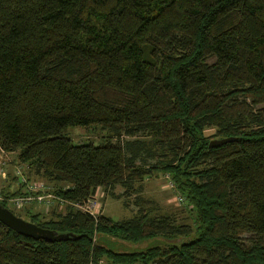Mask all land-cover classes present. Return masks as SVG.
Instances as JSON below:
<instances>
[{"label":"trees","instance_id":"trees-1","mask_svg":"<svg viewBox=\"0 0 264 264\" xmlns=\"http://www.w3.org/2000/svg\"><path fill=\"white\" fill-rule=\"evenodd\" d=\"M72 126L105 136L73 142ZM0 151L65 202L48 219L29 203L28 221L80 235L0 221V264H264V0H0ZM157 173L189 222L142 195ZM98 189L136 210L73 206Z\"/></svg>","mask_w":264,"mask_h":264},{"label":"rangeland","instance_id":"rangeland-1","mask_svg":"<svg viewBox=\"0 0 264 264\" xmlns=\"http://www.w3.org/2000/svg\"><path fill=\"white\" fill-rule=\"evenodd\" d=\"M212 132V129H206L204 134L210 135ZM67 133L73 142L92 141L95 143L105 136L98 127L93 129V126H72L68 128ZM0 168V191L9 194L15 191L18 187H21L22 191H26L25 183L20 186L21 180H26L29 183L41 181L45 183L46 191H50L51 189V183L47 180L39 178L34 174L29 175L27 165L18 161L17 152L0 151ZM142 185L144 187L142 195L145 198L157 202L163 212L175 215L179 220L189 222L187 212L185 211L186 201L179 193L168 188L167 179L164 174L157 173L154 176L145 179ZM121 191L122 189L120 187L115 189L116 193ZM1 194L2 192H0V197H2ZM105 194L106 193L102 189L97 190L95 200L98 204V208L93 211L94 215L100 213L117 220L131 216V213L136 210V207L132 203V200L134 199L133 196L129 199V205L124 206L122 199H115ZM76 204L78 203H74L73 205L75 208L82 209ZM26 205L24 204L15 207L8 202L9 209H12L16 214L28 220V217L25 216L23 212ZM29 205L34 206L35 211L39 210L42 219H48L51 210H55L57 213H64L65 211V202H53L48 209L45 208L46 206L35 205L34 203ZM151 243H154V241H144L139 244L115 241L113 244L121 250H140L146 248Z\"/></svg>","mask_w":264,"mask_h":264},{"label":"water","instance_id":"water-1","mask_svg":"<svg viewBox=\"0 0 264 264\" xmlns=\"http://www.w3.org/2000/svg\"><path fill=\"white\" fill-rule=\"evenodd\" d=\"M232 138L210 139L208 141V147H214L231 141ZM0 221L9 228L13 229L18 234L31 237L33 239H44L50 242L55 240H67L68 238H79L72 233H56L50 229L41 227L34 222L28 221L13 213L8 207L0 204Z\"/></svg>","mask_w":264,"mask_h":264},{"label":"built area","instance_id":"built-area-1","mask_svg":"<svg viewBox=\"0 0 264 264\" xmlns=\"http://www.w3.org/2000/svg\"><path fill=\"white\" fill-rule=\"evenodd\" d=\"M1 169V168H0ZM25 181V180H22ZM171 183L170 181L167 182V186L170 187ZM96 193L94 196L88 199L87 202L84 204H76L82 210L87 211L91 214H93V211L98 208V204L95 200ZM2 197H0L1 199ZM58 197L49 191H46L45 189V183L39 181V182H27L26 185V193L21 196L17 197H10L7 199L10 204H12L15 207H19L22 205H26L32 202H35L41 206H46L45 208L48 209L50 204H52Z\"/></svg>","mask_w":264,"mask_h":264}]
</instances>
